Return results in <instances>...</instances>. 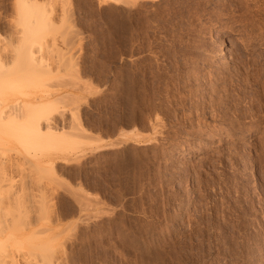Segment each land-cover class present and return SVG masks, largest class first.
Segmentation results:
<instances>
[{
  "label": "rangeland",
  "instance_id": "obj_1",
  "mask_svg": "<svg viewBox=\"0 0 264 264\" xmlns=\"http://www.w3.org/2000/svg\"><path fill=\"white\" fill-rule=\"evenodd\" d=\"M30 1L57 28L42 51L50 72L24 99L62 92L45 104L73 136L19 138L23 174L7 166L19 192L33 188L19 222L49 228L55 264H264V0ZM17 2L0 0L8 55Z\"/></svg>",
  "mask_w": 264,
  "mask_h": 264
},
{
  "label": "bare ground",
  "instance_id": "obj_2",
  "mask_svg": "<svg viewBox=\"0 0 264 264\" xmlns=\"http://www.w3.org/2000/svg\"><path fill=\"white\" fill-rule=\"evenodd\" d=\"M17 4L18 5V9L16 8V11L18 10L20 16L19 18L21 19V23H17L18 26L22 25V28L20 29L18 27L19 30H17L18 32V39L21 40V45L18 44L19 46L17 47L18 49H16V46L14 47V49H16L14 51V49L9 52L10 50L7 48V43L6 41H8L10 38H7L8 40L3 39V41L6 43L5 48H6V52H3V46L2 44L0 45V51H2L1 53H3V55H8L7 53V49L9 50L8 52L10 53L7 57H5V60L2 59V57H4L3 55H1L0 53V127L1 124H5L7 126H9L7 130H9L10 135L12 134V136H10L8 134V136L5 134V137H3L4 135L0 136V199L2 200V198L5 195V193L9 194L11 199H9V205H6L5 203L7 201H4L3 203L1 202L0 204H3L2 206L0 205V264H55V250L53 249V246H56V239H54L53 233H45V231L49 230V228H45L47 230H44L43 228V232H41V230L39 231L38 229H40L37 226H35L34 228L30 225L29 227L26 225H23V221H26V215L24 216L25 219L22 220V224L20 220L21 214H25L22 213V210H24L22 208L23 203H21V201H23V196L21 197V194H25L24 191H29V189L27 190V187H24V190L22 189V193L19 192L17 190V188L19 187L17 183H15L16 180L13 179V175H10V171L9 168L11 169H15V167H20L17 168L19 169V171L23 168L19 165H14L12 163H14V161L17 162V160H14V153L15 155L18 153L15 149V143L14 141H18L17 144L22 145V148L25 146L23 145L25 142H23V144H21L20 142L25 141L24 139H27V137L29 138L30 136L34 134H38L40 135V137H42V135L44 134V141L47 138V144L50 143V141H57L56 143H58V141H64V139L67 136L66 134H68V131L66 132L64 130L65 125L61 126L59 125L58 121L56 120V118L52 115H54V111H56L57 107L59 106H55L52 103L49 104H45L48 102H51L52 100L54 101L55 99H57L59 96H62V92L60 91H54L56 90L55 88H53L54 90H49L43 94L40 95L39 97H37L36 99H24V96H30L29 94H34L33 89L38 86L37 84L40 81V78L42 77V75L45 74V71H48L46 67V65H48L47 61L45 62V60H41L42 57L45 58L42 55V51H43V47L46 48V43L48 42V39L50 38V35H52L51 33L55 30L54 29V25L52 24V21L50 20L49 16H47L46 14H44V12L40 13L41 8L38 9L39 7H37L36 5H38V1H35V3L31 2L30 0H17ZM33 1V0H32ZM114 1H122V0H114ZM124 1V0H123ZM256 1V0H255ZM131 2V1H129ZM133 2V1H132ZM142 2V1H141ZM134 3V2H133ZM138 3V2H137ZM264 3V2H263ZM257 4V3H256ZM262 6V5H261ZM259 10V9H258ZM261 10V9H260ZM259 10V11H260ZM256 11V10H255ZM261 12V11H260ZM48 13V12H47ZM258 13V12H257ZM50 15V14H48ZM257 15V14H256ZM261 15V14H260ZM16 16V17H18ZM18 18V20H19ZM256 22V21H255ZM16 24V26H17ZM237 24V23H236ZM55 28H57V26L55 25ZM15 30V29H14ZM58 30V29H57ZM56 31V30H55ZM233 31V30H232ZM262 32V31H261ZM260 32V33H261ZM226 33V32H225ZM50 34V35H49ZM57 34V33H56ZM53 36V35H52ZM259 36V35H258ZM14 37V36H13ZM216 44H221L225 39H224V29L219 28L217 33H216ZM2 37H0L1 40ZM53 38V37H51ZM56 38V37H55ZM13 39V38H11ZM50 40V39H49ZM2 41V40H1ZM0 41V43H1ZM252 41V40H250ZM10 42V41H8ZM13 43V42H12ZM19 43V42H18ZM251 43V42H250ZM14 44V43H13ZM43 44L45 46H43ZM11 42L8 43V47L11 46ZM238 45L237 41L235 39H230L229 44L227 45L226 48H224L223 54L226 56V58H229L230 55H233L234 53V48ZM48 46V45H47ZM222 46V45H220ZM12 47V46H11ZM217 47V46H216ZM44 48V49H45ZM49 48V47H48ZM47 48V49H48ZM46 49V50H47ZM220 49V48H219ZM219 49L217 51H219ZM223 50V49H222ZM41 52L40 54H38V52ZM221 51V49H220ZM48 52V51H47ZM5 53V54H4ZM216 54V53H215ZM221 54V53H220ZM41 58H40V57ZM221 56V55H220ZM210 57V56H209ZM244 57V56H243ZM246 57V56H245ZM223 58V57H222ZM225 58V57H224ZM219 60V59H218ZM241 61V60H240ZM206 62V61H205ZM212 63V61H211ZM219 63V62H218ZM208 64V63H207ZM227 64V63H226ZM243 65V64H242ZM218 66V65H217ZM259 66V65H258ZM224 67V66H223ZM220 68V67H219ZM225 69V68H224ZM229 71V70H228ZM50 72V71H48ZM264 72V71H261ZM221 73V72H220ZM58 74V73H57ZM263 75V74H262ZM24 76H29L31 78V81H29L27 83V85L23 84L25 83L26 79L22 81V78ZM248 77V76H247ZM28 78V77H26ZM23 82H21V81ZM253 80V79H252ZM42 81V80H41ZM249 81V80H248ZM226 82V81H225ZM257 82V81H256ZM255 82V83H256ZM42 83V82H41ZM228 83V82H227ZM50 84V83H49ZM46 85V86H49ZM226 84V83H225ZM259 84V83H258ZM45 85V84H43ZM51 85V84H50ZM45 86V87H46ZM54 86V85H53ZM51 86V87H53ZM228 86V85H227ZM257 86V84H256ZM39 88V87H38ZM41 88V87H40ZM44 88V87H43ZM227 89V88H226ZM44 90V89H43ZM41 91V90H39ZM226 91V90H225ZM230 92V91H229ZM263 92V91H262ZM39 93V92H38ZM41 93V92H40ZM31 94V97L33 96ZM231 95V94H230ZM235 95V94H234ZM36 96V94H35ZM66 97V95H64ZM30 97V98H31ZM63 97V96H62ZM60 97V98H62ZM64 97V98H65ZM261 97V96H260ZM131 98V97H130ZM63 99V98H62ZM61 99V100H62ZM65 100V99H64ZM230 100V99H229ZM58 101V100H57ZM214 101V100H213ZM234 101V100H233ZM60 102V101H59ZM63 102V101H62ZM220 102V101H219ZM67 103V102H66ZM216 103V102H215ZM226 103V102H225ZM64 104V103H63ZM213 106V105H212ZM13 107V108H12ZM40 107V108H39ZM206 107V106H205ZM225 107V106H224ZM11 108V109H9ZM38 108L36 111L37 114H44L45 118L44 121L43 119H40L41 117H37L38 119H33V117L31 116V114L34 111H31L32 109ZM9 109V110H7ZM33 109V110H34ZM208 109V108H207ZM11 110V111H10ZM41 110V111H39ZM32 112V113H30ZM29 113V114H28ZM35 113V114H36ZM63 113V112H62ZM209 113V112H208ZM41 114V115H42ZM235 114V113H234ZM59 115V113H58ZM56 114V116H58ZM31 116V117H29ZM28 117V118H27ZM44 117V116H43ZM229 117V116H228ZM29 118L33 119L30 120ZM58 118V117H57ZM227 118V117H226ZM26 119V120H25ZM30 122H28V121ZM233 120V119H232ZM21 121V123H19ZM24 121V122H23ZM61 122V120H60ZM29 123V124H28ZM63 123V122H62ZM19 124V127H18ZM21 124L23 126H21ZM25 125V126H24ZM60 126V127H59ZM69 127V126H68ZM11 128V130H10ZM78 128V127H76ZM18 129V130H17ZM2 130V129H1ZM15 130V132H14ZM17 130V131H16ZM60 130V131H59ZM19 131V132H18ZM72 131V130H71ZM70 131V132H71ZM4 133V131H2ZM17 132V133H16ZM82 132V131H81ZM28 133V134H27ZM84 134V132H82ZM73 133L71 132V135ZM88 134V132H87ZM70 135V134H68ZM70 135V137H72ZM75 135V133H74ZM92 135V134H91ZM222 135V134H221ZM10 136V138L8 139V137ZM14 136V137H13ZM37 136V135H36ZM79 136V135H78ZM88 136V135H87ZM7 137V138H6ZM13 137V138H11ZM32 137V138H33ZM46 137V138H45ZM75 137V136H74ZM19 138H20V142H19ZM31 138V137H30ZM29 138V139H30ZM39 138V137H38ZM22 139V140H21ZM28 139V140H29ZM43 138H41V144H43ZM37 140V138H36ZM36 140L34 143H36ZM50 140V141H49ZM27 141V140H26ZM32 141V139H31ZM29 140V143L31 142ZM45 141V142H46ZM49 141V143H48ZM66 141V140H65ZM33 143V144H34ZM38 143V141H37ZM53 143V142H51ZM61 143V142H60ZM32 144V145H33ZM46 144V143H44ZM43 144V145H44ZM26 145H28V143H26ZM40 145H38L39 147ZM42 146V145H41ZM27 147V146H26ZM36 147V146H35ZM35 147H33L35 149ZM32 149V147H30ZM26 149V148H24ZM29 149V147H28ZM39 148H37L38 150ZM40 150V149H39ZM42 151V150H41ZM17 152V153H16ZM34 152V151H33ZM35 152L37 153L36 149ZM35 154V153H34ZM32 154V155H34ZM41 154V153H40ZM29 155V154H28ZM31 155V154H30ZM31 155V157H33ZM44 155V154H43ZM41 155V156H43ZM46 155V153H45ZM21 156V155H20ZM37 156V155H36ZM45 157V156H44ZM34 158V157H33ZM21 160V159H20ZM22 161V160H21ZM50 161L52 163H54L55 158H50ZM49 161V163H50ZM25 162V161H24ZM20 163V162H19ZM47 163V164H49ZM9 164V165H8ZM16 164V163H14ZM18 164V163H17ZM25 164V163H24ZM31 164V163H29ZM9 168H8V166ZM22 165V164H21ZM28 165V164H27ZM11 166V167H10ZM54 169H55V164L53 165ZM24 168L26 166H23ZM48 166H44L42 167V169L40 168V173L43 174L44 171H46ZM29 168V165L28 167ZM30 168H33L30 167ZM53 168V167H52ZM10 169V170H11ZM21 170V171H22ZM35 170V169H34ZM42 170V172H41ZM12 171V170H11ZM18 171V170H17ZM16 171V173H17ZM18 171V172H19ZM20 171V172H21ZM29 171V170H28ZM14 172V171H13ZM12 173V172H11ZM15 173V174H16ZM37 174V178L38 181L34 183L39 187H37L35 185V187H37V189H41L40 191L43 193L42 190L46 191L45 189H47V187L49 185H45L44 186V180H43V176L39 175L38 172H35ZM14 174V173H13ZM21 174V173H20ZM23 174V171H22ZM31 174V171H30ZM33 174V173H32ZM19 175V174H18ZM17 175V176H18ZM29 175V172H28ZM34 175V174H33ZM39 175V177H38ZM23 176V175H22ZM25 176V175H24ZM31 177V176H29ZM21 179V176H20ZM19 179V182H20ZM28 179V178H27ZM30 179V178H29ZM55 179V178H54ZM14 180V181H13ZM22 180V179H21ZM18 182V181H17ZM31 182V181H30ZM29 185H32L30 184ZM25 183V181H24ZM28 183V182H27ZM23 184V182H22ZM47 184V182H46ZM60 184V183H59ZM8 185H11L8 187ZM15 185H17V188L15 187ZM20 185V183H19ZM28 185V187H30ZM52 185V184H51ZM26 186V185H25ZM53 186V185H52ZM23 187V185H22ZM33 187V186H32ZM34 187V188H35ZM56 187V186H55ZM21 188V186H20ZM54 188V187H53ZM26 189V190H25ZM33 189V188H32ZM30 189V190H32ZM10 190V191H9ZM36 190V188H35ZM49 190V188H48ZM9 191V192H8ZM37 191V190H36ZM39 191V190H38ZM49 192V191H48ZM47 192V193H48ZM52 192V191H51ZM32 193V191L30 192V194ZM46 193V194H47ZM29 194V192L27 193ZM26 194V195H27ZM35 194V193H34ZM39 194V193H38ZM49 194V193H48ZM37 195V194H36ZM35 195V196H36ZM45 195V194H44ZM52 195V194H50ZM42 196V195H40ZM39 196V197H40ZM47 196V195H46ZM38 197V196H37ZM38 197V198H39ZM48 197V196H47ZM53 197V196H52ZM9 198V197H8ZM29 198V197H27ZM42 198V197H41ZM45 196L42 198L44 199ZM25 199V198H24ZM32 199V198H31ZM34 199V198H33ZM51 198H49L50 200ZM0 200V201H1ZM6 200V198L4 199ZM11 200V201H10ZM29 200V199H28ZM37 200V199H36ZM41 200V199H40ZM47 200V201H49ZM33 201V200H32ZM46 201V202H47ZM24 202V201H23ZM27 202V200H26ZM38 202V201H37ZM40 203V202H39ZM29 204V203H28ZM6 205V206H4ZM31 205V204H30ZM40 205V204H38ZM41 205H43V203H41ZM51 205V204H50ZM27 206V204L25 205ZM29 206V205H28ZM47 206V205H46ZM45 206V207H46ZM35 207V206H34ZM40 207V206H39ZM51 207V206H50ZM30 208V207H29ZM49 208V207H48ZM26 209V208H25ZM39 209V208H38ZM27 211V210H26ZM42 211V209H41ZM40 211V212H41ZM52 211V210H51ZM28 212V211H27ZM27 214V213H26ZM43 214V211L40 213ZM29 215V214H27ZM36 215V214H35ZM49 215V214H48ZM47 215V216H48ZM52 215V214H51ZM37 216V215H36ZM45 216V215H44ZM22 217V218H24ZM38 217L40 218L41 216L38 215ZM43 218V217H41ZM40 218V219H41ZM47 218V217H46ZM30 219V218H29ZM28 219V220H29ZM39 219V220H40ZM44 219V218H43ZM48 220V219H47ZM50 220V219H49ZM30 221V220H29ZM37 221V220H34ZM39 222V221H38ZM26 223H30L27 222ZM33 223V222H32ZM25 224V222H24ZM31 224V223H30ZM36 224V223H35ZM42 226V225H41ZM40 226V227H41ZM37 229V230H36ZM42 229V228H41ZM52 230V229H51ZM59 234V233H58ZM57 234V235H58ZM60 236V235H58ZM57 236V237H58ZM64 243V242H63ZM61 247L63 245H60ZM64 248V247H63ZM61 249V248H60ZM61 251V250H60ZM63 252V251H62ZM61 252V253H62ZM60 255V254H59ZM57 256V255H55ZM62 260V259H60ZM59 260V261H60ZM58 264V262H57Z\"/></svg>",
  "mask_w": 264,
  "mask_h": 264
}]
</instances>
